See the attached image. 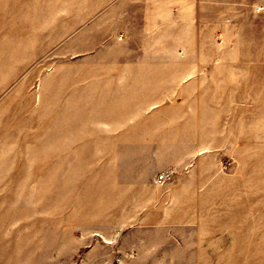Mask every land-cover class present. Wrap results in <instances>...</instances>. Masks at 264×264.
Returning <instances> with one entry per match:
<instances>
[{"label": "rangeland", "instance_id": "1", "mask_svg": "<svg viewBox=\"0 0 264 264\" xmlns=\"http://www.w3.org/2000/svg\"><path fill=\"white\" fill-rule=\"evenodd\" d=\"M0 264H264V0H0Z\"/></svg>", "mask_w": 264, "mask_h": 264}, {"label": "built area", "instance_id": "2", "mask_svg": "<svg viewBox=\"0 0 264 264\" xmlns=\"http://www.w3.org/2000/svg\"><path fill=\"white\" fill-rule=\"evenodd\" d=\"M168 176H169L168 172L162 173V174L158 175V177L156 178V182L159 183V182L163 181L164 179H166Z\"/></svg>", "mask_w": 264, "mask_h": 264}]
</instances>
